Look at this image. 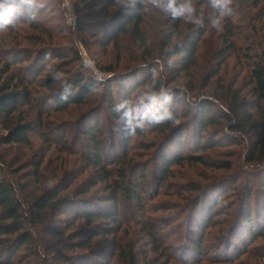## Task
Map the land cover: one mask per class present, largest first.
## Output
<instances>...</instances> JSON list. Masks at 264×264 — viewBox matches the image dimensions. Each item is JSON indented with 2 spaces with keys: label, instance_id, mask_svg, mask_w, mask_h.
Returning a JSON list of instances; mask_svg holds the SVG:
<instances>
[{
  "label": "rangeland",
  "instance_id": "374dc122",
  "mask_svg": "<svg viewBox=\"0 0 264 264\" xmlns=\"http://www.w3.org/2000/svg\"><path fill=\"white\" fill-rule=\"evenodd\" d=\"M69 3L75 17L73 24L69 22L71 12L62 7L64 0H46L45 7L37 9V14L40 17L38 25L41 29L34 30L32 26L25 23L26 20L23 23V18L30 12V7L25 6V14L17 17L15 28L0 32V55L13 51L16 53V51L29 50L37 53L33 57L39 60L40 53H42L41 56L47 53L53 55L58 50H67L68 53H71L74 48H77L82 54V60L67 68V73L62 74L61 79L66 80L77 72L84 73L86 76L90 75L95 79L98 76L104 77V85L100 90L91 94L87 103L82 106H73L67 111H59L55 105L52 92L46 90L42 84L32 82L28 85L31 90L30 105L23 109L21 117L36 129L30 135L32 144L30 147L12 150L8 154L10 156L5 155L2 151L3 148L0 147V153L4 154L0 156V166L6 169L5 164L13 163L12 166H17L24 163L27 166L24 174H31V170H33L30 166L31 163L34 164L44 156L42 183L40 188H37L34 182L31 184L27 193L24 194L28 201L33 200V196H40L45 189L50 188L48 187L49 182L54 187L59 182L65 181L64 185L70 186L71 191L82 192L89 187L90 181L100 178V173L97 172L99 169H95L92 157L89 156L92 147L83 134L85 128L91 129L98 123L99 130L103 133L101 142L106 155L104 159L108 160L120 154L123 147L121 143L122 131L118 121L113 119L108 107L110 93H112L117 104L123 102L125 98V95L120 92L118 82L124 84L130 100H133L137 90L142 89L146 83H150L151 70L153 68L159 69L160 65L154 63L156 60H160L163 64L161 75L167 80L176 78L173 69L178 58H170L171 51H168L170 47H167L165 43L172 24L170 17L159 12V10L143 12V33L146 36V44L134 41L131 29H128L126 33L119 36L115 44L109 47L105 46L101 36L97 37L88 32L83 37L88 46L84 47L81 43L82 35L77 31L78 17L72 3L70 1ZM194 3L197 14L203 19V26L184 22L182 31L185 33L184 36L191 32L196 33L200 28H204L206 33L200 38L196 68L192 72L182 75L170 86L174 90L175 88L180 91L183 88L187 89L185 99H181V103H176L175 110L184 114L192 103L207 98L214 101L216 108L222 109L229 116L226 107H223L224 104L219 101V98L232 103L234 94H237L241 100L247 102L253 100L252 90L254 86L251 74L253 63L264 61V31L262 30L264 18L262 14L259 15V12L240 4L238 0H233L231 8L236 9V16L234 17L236 28L232 42H235V49L226 54L227 46L224 36L227 16L222 21L223 30L217 31L210 26L211 9L208 4L203 1L198 3V0H194ZM25 8L26 10L29 8L27 13ZM125 10L127 8L116 6L112 12L118 15ZM96 28L92 30L98 32L99 28ZM174 42L175 40L173 44ZM49 59L48 56L47 61ZM9 60L11 61V59ZM86 61L94 63L86 64ZM169 61L172 62L171 67ZM38 63L27 64L25 66L26 71L22 73L20 70L24 68L19 66H14L12 70L14 74L22 76L27 71L33 73L37 67L42 66L41 62ZM55 64H58L57 60L50 62L48 70L40 78L42 82L47 73L52 70L50 69L51 66ZM33 66L37 67L34 69ZM109 67L112 68L111 73L105 74L100 70V68ZM190 89L194 91L191 92ZM193 112L195 111H192V116L197 114ZM184 119L185 117L181 119L183 124L185 123ZM232 119H234L232 116L228 117L229 121ZM255 120L257 125L261 124V119ZM188 122H192V127H196L191 118ZM232 123L234 122L232 121ZM185 128H188L187 125ZM64 133H66L68 141L62 137ZM259 133L256 129L251 131L249 135L239 136L228 130L225 124L220 127L209 128L204 136L206 142L213 143L212 148L206 152L197 153L207 160L208 165L185 163L183 166L173 167L172 177L160 194L155 192L153 184L148 185V194H156L152 202L144 201L142 209L137 207L136 203H122V229L116 236V245L111 243V237L108 239L98 237L89 244L85 243L86 241L78 236L79 232L88 229L85 222H76L64 237L49 236L46 231V227L50 223L49 220L52 218L49 217L35 227L37 238L35 248L41 251L45 247L51 251L58 248L63 251L65 257L77 262L82 258L89 262H95L96 253L107 252L110 255V264H131L130 260L120 257V252L125 250L128 254L127 257H131V249L133 248L137 264H184L176 258L177 253L175 252L181 244L186 243L187 233H193L194 238L192 239L199 236L197 229L201 227L196 222L192 224V220L188 225V221L194 214L191 210L193 202L199 197L198 195H205V197L209 196L213 199L221 196L222 203L219 212L224 210L223 213L216 216L214 226L208 229L205 237V248L210 249V256L213 255L214 245L232 227L234 220L237 219L240 223V218L237 215L240 214L239 208L247 203L248 191H252L249 202L251 207L256 206V201L264 200V166L250 162V155L254 152V144ZM193 135L194 129L184 141L185 146L181 150L184 152L183 155L194 152L192 151L194 148ZM47 137L49 142L45 140ZM164 140L163 136L151 131H148L145 137L135 136L131 145L136 146V148L124 159V162L140 163L139 165L147 167L151 172L152 168L159 163L157 159L159 145ZM123 153L121 152L119 155L122 160ZM11 158L12 160H10ZM224 163H230L231 169L226 170L221 167ZM119 168L120 166H113L112 169L118 170ZM8 172L6 170L5 173ZM115 176L117 175L115 174ZM130 176L132 180L137 177L132 173ZM105 188L104 185H99L92 189L90 194L82 197L90 198L94 200V204H97V197L101 198L108 194ZM200 189L202 190L201 193L198 191ZM67 217L69 216L58 215L53 220L65 221ZM143 223L151 225L149 232L155 234L160 242L155 243L147 237ZM51 226L60 229L65 228V224L58 221L55 223L53 221ZM237 231H239L238 227ZM243 231L244 235L249 236L245 229ZM236 235L239 234L236 232ZM83 243L85 245L81 248L80 244ZM157 248L160 251L155 253L153 250ZM239 248L242 247L239 245ZM163 249L168 255L162 256ZM59 261L60 263L52 264H64L65 258ZM82 261L86 263L83 259ZM24 264L41 263L30 257L25 260ZM193 264L231 263L207 259ZM232 264H264V237H261L252 246L248 254H244Z\"/></svg>",
  "mask_w": 264,
  "mask_h": 264
},
{
  "label": "trees",
  "instance_id": "16d2710c",
  "mask_svg": "<svg viewBox=\"0 0 264 264\" xmlns=\"http://www.w3.org/2000/svg\"><path fill=\"white\" fill-rule=\"evenodd\" d=\"M69 1L72 3L78 17L77 31L82 35L81 43L84 47L88 46L83 38L88 32L97 37L101 36L105 42V46L109 47L115 44L119 36L126 33L128 29H131L134 41L146 44V36L143 33V11H137V9H142L140 4L136 5V9L127 8V10L115 15L112 12L117 6L115 0ZM201 1L207 3V0H198V3ZM238 1L242 5L248 6L249 9L259 12V15L262 14L264 18V0ZM32 10L30 8V11ZM27 11H29V8L25 12L27 13ZM235 16L236 9L232 8V13L225 20L227 21L224 36L227 46L226 54L235 49V42H232L236 28L234 24ZM24 20H26V17L23 18V23L25 22ZM170 22L172 24L165 43L167 47H170L168 49V51H171L170 58L177 57L178 60L174 64L175 68L173 69L176 78L167 80V78L161 75L165 78L166 86L169 88L182 75L188 74L196 68L200 38L206 33L204 28H200L196 33L191 32L184 36L185 33L182 31L184 22L182 20L173 21L172 19ZM25 23L32 26L34 30L41 29L38 22ZM95 28H99L98 32L92 30ZM262 30L264 31V25L262 26ZM22 52L25 53L23 54ZM34 54L35 56L37 55L33 51L24 50L0 55V147L3 148L2 151L7 156H10L8 154L12 150L30 147L32 144L30 135L36 129L21 117L23 109L30 105L31 90L28 86L30 83L36 82L42 84L46 90L52 92L55 105L59 111H67L73 106L84 105L88 102L91 94L100 90L104 85V81L100 82L94 77L90 75L86 76L81 72L71 75L66 80L61 79V75L59 74H66L67 68L82 60V54L77 48H74L71 53H68L67 50L55 51L53 55L47 53L41 56L42 53H40L39 60L33 57ZM48 56L50 59L47 61ZM54 60H57L58 64L51 66L50 69L52 70L47 73L45 80L42 82L40 78L48 70L50 62ZM38 62H41L42 66H33L34 69L37 67L33 73L27 71V73L20 76L14 74L12 70L14 66H19L20 68H24L20 70V73H22L26 71L25 66L27 64H37ZM253 64L251 73L254 86L252 90L253 100L249 102L241 100L237 94H234L232 103L219 98V101L224 104L223 107H226L229 116L234 118L231 121L228 120L229 116L222 109L216 108L214 101L207 98L198 102L195 101L184 114H180L175 110V105L178 102L181 103V99H185V93L179 98L174 96L171 110L180 120V123L175 126L171 123L153 125L149 129V131L155 132L165 138L162 144L159 145L157 155L159 163L152 168L151 172L147 167L139 165L140 163L124 162V159L135 150L136 146L131 145L134 137H128L123 132L121 133L123 147L120 151V154L124 152L123 160L119 157L120 154L108 160L104 159L106 155L104 154V146L101 142L103 133L100 132L98 123L91 129L85 128L83 134L92 147L90 154H88L92 157L95 169H99L97 172L100 173V178L92 182L90 181L89 187L82 192L71 191L70 186L64 185L65 181H61L56 186L45 189L40 196H33V200L28 201L24 194L27 193L31 184L34 182L36 187L40 188L39 186L42 183L44 156L34 164L31 163L30 166L33 169L31 170V174H24L27 167L24 163L12 166L14 165L13 163L7 162L9 164L4 165L7 167L6 169L0 166V264H24L25 260L30 257L33 260L40 261L41 264L60 263L59 260L64 258V264H110V255L107 252L96 253V261H91L92 263L82 258L86 261L84 263L82 259L77 262L74 259L65 257L63 251L58 248L51 251L47 250L48 247H45L41 251L35 248L37 241L35 227L37 224L45 221V219L52 217L49 220V225L46 227L47 234L52 237H64L74 227L76 222H85L88 229L78 234L79 237H82L86 241L85 243L89 244L98 237L104 239L111 237V243L116 245V236L122 229V203H136L137 207L142 209L144 201L147 203L152 202L155 194H160L161 190L166 186L168 180L172 177L173 167L183 166L185 163L189 165H208L207 160L197 153H203L212 148L213 143L206 142L204 136L209 128L220 127L225 124L228 130L239 136L249 135L251 131L258 129V133L259 131L260 133L254 144V152L250 155V162L264 166V61ZM100 70L105 74L112 72L111 67L100 68ZM54 77L58 78L54 79ZM118 85L121 89L120 92L125 95L123 101L130 100L124 84L118 82ZM174 91L176 93L180 92L176 88ZM190 91L193 92L194 90L190 89ZM62 93L67 95V99H61ZM116 104L115 98L110 93L108 107L113 119L118 121V116L113 111ZM192 111H195L193 113L197 114L192 116ZM182 117H185L183 120L185 121L184 124L181 122ZM189 118L195 122L196 127H192V122H188ZM257 118L261 119L260 125H257V122H255ZM185 125L188 128H185ZM192 129H194V139L192 138L194 148L192 151L195 154L192 152L188 153V155H183L184 152L181 150L184 149V141L189 133L192 132ZM146 135L147 133H142L138 130L136 136L145 137ZM62 137L67 140L66 133ZM232 139L234 140V138ZM45 140L49 142L48 137ZM114 152H116L115 149ZM2 155L4 154L0 153V156ZM121 160L122 162H120ZM113 166H120V168L113 170ZM221 167L230 170L232 166L230 163H224ZM6 170L9 171L7 174L5 173ZM130 173L137 175L135 180L131 179ZM149 184L154 185L155 194H148L147 189L149 188ZM99 185H104L108 194L101 198L97 197V204H94V200L90 198L82 197L90 194L92 189ZM198 191L202 192L201 189ZM198 196L193 202L191 210L194 214L192 218H189L188 225H190V220H192V224L196 222L201 227L197 229L199 236L192 239L194 238L192 236L193 233H187L186 243L181 244L177 248V252H175L177 253L175 255L176 258L184 264H193L207 259L209 261L217 262L220 260V262L232 264L244 254H248L252 246L261 237H264V200L256 201V206L254 208L251 207L249 202L252 191L249 190L246 195L247 203L239 208L240 214L237 215L240 218V223H238L237 219L234 220L232 227L214 245V254L210 256V249L207 250L205 248V237L208 229L214 226L216 216L224 212V210L219 212L222 199L221 196H217L216 199L209 196L205 197V195ZM58 215H68L69 217L65 221L53 220ZM53 221L54 223L56 221L63 222L65 228L60 229L51 226ZM143 224L144 226H142L147 237L155 243L160 242L155 234L149 232L151 225L148 223ZM92 225L93 227L91 228ZM237 227L239 231H237ZM244 229L249 236L244 235ZM236 232L239 235H236ZM188 244L190 245L188 246ZM80 245L82 248L85 244ZM239 245L242 247L241 249ZM153 251L156 253L160 249L157 248ZM131 252V257H127V252L125 250L121 251L120 257L130 260L131 264H137L133 248ZM165 252L163 249L164 254L162 253V256L168 255Z\"/></svg>",
  "mask_w": 264,
  "mask_h": 264
},
{
  "label": "clouds",
  "instance_id": "9594fccd",
  "mask_svg": "<svg viewBox=\"0 0 264 264\" xmlns=\"http://www.w3.org/2000/svg\"><path fill=\"white\" fill-rule=\"evenodd\" d=\"M233 0H207L208 7L211 9L210 26L217 31L223 30V18L232 13L231 5ZM46 0H0V32H5L10 28H15L17 17L24 15V7L28 6L33 10L26 16V22L36 23L40 17L37 9L45 7ZM117 6L136 9L140 4L143 12L150 10H159V12L170 17L173 21L182 20L188 24L203 26V19L197 14V8L194 0H115ZM62 7L71 12L70 23L75 19L69 0H64ZM131 14V13H128ZM74 26V25H73ZM92 61H86V64H93ZM155 64L160 65L159 69L151 70L150 83H146L142 89L137 90L133 100H126L114 106L113 111L118 116L120 130L128 137H135L137 131L147 133L151 126L164 123L178 125L180 120L172 112L174 96L179 98L185 92L186 88L176 93L173 89L166 86L165 78L161 76L163 64L156 60ZM147 67V65H144ZM169 66L172 62L169 61ZM62 75V74H59ZM58 77H54L56 79ZM103 82L104 77H96ZM70 86V85H68ZM66 91V89H65ZM61 99H67V95L61 94ZM52 187V183H48Z\"/></svg>",
  "mask_w": 264,
  "mask_h": 264
}]
</instances>
